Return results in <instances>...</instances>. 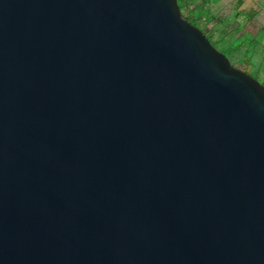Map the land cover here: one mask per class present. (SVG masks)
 <instances>
[{"label":"water","instance_id":"obj_1","mask_svg":"<svg viewBox=\"0 0 264 264\" xmlns=\"http://www.w3.org/2000/svg\"><path fill=\"white\" fill-rule=\"evenodd\" d=\"M0 264H264V85L177 0H0Z\"/></svg>","mask_w":264,"mask_h":264},{"label":"rangeland","instance_id":"obj_2","mask_svg":"<svg viewBox=\"0 0 264 264\" xmlns=\"http://www.w3.org/2000/svg\"><path fill=\"white\" fill-rule=\"evenodd\" d=\"M230 64L264 85V0H179Z\"/></svg>","mask_w":264,"mask_h":264},{"label":"trees","instance_id":"obj_3","mask_svg":"<svg viewBox=\"0 0 264 264\" xmlns=\"http://www.w3.org/2000/svg\"><path fill=\"white\" fill-rule=\"evenodd\" d=\"M202 1L204 2V1H208V0H202ZM177 4H178L179 9L181 10L183 17L190 23L189 20H190L191 15H192V10H188L187 12H185L184 9L179 5V0H177ZM202 32L204 33V31H202ZM205 36L208 38L210 43L216 48V45L209 39V37L206 34H205Z\"/></svg>","mask_w":264,"mask_h":264},{"label":"crops","instance_id":"obj_4","mask_svg":"<svg viewBox=\"0 0 264 264\" xmlns=\"http://www.w3.org/2000/svg\"><path fill=\"white\" fill-rule=\"evenodd\" d=\"M263 27H264V25H263ZM263 32H264V30H263Z\"/></svg>","mask_w":264,"mask_h":264}]
</instances>
